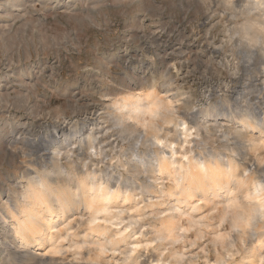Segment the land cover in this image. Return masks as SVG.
Returning a JSON list of instances; mask_svg holds the SVG:
<instances>
[{
  "label": "rangeland",
  "instance_id": "374dc122",
  "mask_svg": "<svg viewBox=\"0 0 264 264\" xmlns=\"http://www.w3.org/2000/svg\"><path fill=\"white\" fill-rule=\"evenodd\" d=\"M233 1L0 0V209L3 201L24 192L25 172L38 174L46 167L56 172L53 164L59 160L57 164L67 172L81 175L86 163L89 171L97 170L105 177L99 180L110 176L113 186L136 191L144 206L141 212L128 209H135L129 203L119 211L126 219L121 226L130 223L129 215L135 216L131 228L138 229L142 264L241 262L254 244L240 240L230 210L221 216L225 205L218 200L202 201L203 209L192 212L184 205L174 209L173 199L160 192H142V186L157 190L173 185L151 167L145 170L140 156L152 158L161 148L153 146L145 134L124 129L121 112L116 110L123 95L139 92L148 107L150 94L161 103L163 113L170 110L175 121L196 127L192 144L197 154L238 152L242 130L236 133L239 115L233 118L249 102L264 98L261 85L250 83L253 76H264L257 73L256 60L252 68L243 59L241 52L248 45L243 31L246 17L242 6H232ZM168 101L171 106H166ZM134 107L128 103L124 109L128 112ZM140 117L146 125L138 129L149 136L152 118ZM154 120L166 129L173 125L164 124L160 116ZM65 135L70 136L67 142ZM89 135L96 138V153L88 147L84 156L74 154L78 140L89 144ZM180 140L176 139L187 149L193 146ZM54 145H59L61 158L57 160L52 157ZM252 156L255 165L264 150ZM135 166H141L140 170ZM158 202L164 204L149 206ZM171 215L179 220L177 240L156 238L154 228ZM73 218L78 221L75 232L85 229L86 222L78 214ZM1 225L0 257L6 254L2 241H10L3 236ZM234 237L239 248L231 245ZM72 243L64 241L70 262L122 263L124 248L97 262L74 256ZM260 252L264 255V250Z\"/></svg>",
  "mask_w": 264,
  "mask_h": 264
},
{
  "label": "bare ground",
  "instance_id": "6f19581e",
  "mask_svg": "<svg viewBox=\"0 0 264 264\" xmlns=\"http://www.w3.org/2000/svg\"><path fill=\"white\" fill-rule=\"evenodd\" d=\"M232 6H242V12L246 17L243 31L248 45L241 52L243 59L246 64H253L256 60L254 64L256 71L258 70L257 73L264 76V0H236L233 1ZM258 76H253L250 83L252 86L261 85L260 90L264 92V79ZM262 99L261 101L253 100V103L248 101L250 104L244 105L247 108L243 112H235L237 114L233 119L239 115L237 121L240 127L236 133L242 130V133H238L242 139L239 140L240 150L236 149L238 152L234 151L233 155L231 153L227 156H218L213 152H201L202 154L198 153L200 154L198 155L194 151L196 146L192 144L196 127L184 120L175 121L170 110L163 113L159 108L161 103L154 101L150 94L147 95L150 103L148 107L142 104L141 92L123 95L116 102V110L121 112L119 120L123 128L138 131L140 136L145 134L153 146L163 149L152 158L140 156L139 162L141 161L145 170L151 167L152 171L158 173L161 178L169 179L173 186L165 189L163 185L157 190L142 186V192L148 191L154 194L160 192L172 198L174 209L177 210L184 205L189 210L201 211L202 201L211 203L218 200L220 204L225 205L221 216L225 217L230 210L234 226L239 229L237 233L240 240L245 244L248 241V246L254 244L252 250L242 258L241 262L233 264H264V255L260 252L264 250V166L262 164L264 156L258 157L255 165L252 156V153L260 148L264 150V106L262 107L264 100ZM238 100L241 99L238 98ZM128 103H134L135 107L126 112L124 108L128 106ZM167 105L172 104L168 101ZM141 115H150L152 118L149 136L147 132L138 129L139 125H146L145 120L143 122L140 120ZM159 116L164 124L173 123V125L166 129L156 123L154 119ZM193 117L198 119L196 112L193 113ZM204 117L206 118L207 115ZM129 120H133L134 123H130ZM171 135L176 138L171 140L169 138ZM226 135L228 134L226 133L223 137ZM69 137L65 135L64 142L69 141ZM88 138L89 144L82 143L86 141L85 139L78 140L79 146L77 144L78 149L77 152L74 151V154L80 157L88 147V151L93 148L96 153L95 144L93 145L96 138L92 135ZM176 139H181L180 141L185 145L193 146L187 149L183 144H178ZM40 142L43 144L42 141ZM58 146L53 147L52 157L55 156V160L61 158ZM57 163L53 164V170L57 169L56 172L47 169V165L46 169L43 166V171L38 174H33L32 171L25 172L27 185L23 188L24 192L16 196V199L12 197L3 201L4 204L1 203V208L2 205L4 208L0 209L3 210L0 212V221L4 225H1L2 223L0 225L3 227V236L10 241H2L7 255L1 254L0 264H85L68 261V254L64 247L66 240L73 241L70 247H74L75 251L72 254L74 256L79 254L84 260L100 262L101 259L109 256L110 252L115 255L117 251L124 248V257L120 259L121 264H142L143 252L138 250L141 246L138 240V229L131 228L135 216L129 215L132 221L121 226L126 219L122 217L124 212L119 211L129 203L135 209L127 206L128 209L135 213L141 212L144 206L136 198V191L131 192L128 186H126L127 189L113 186L108 179L110 176L107 180H99L103 176H99L97 170V172L91 169L89 171L86 163L83 164L86 169H82L81 175L76 172L74 174L67 172L63 169L65 166L62 167L61 163ZM140 168L141 166H135L138 171ZM162 204L164 203L158 202L149 206L155 208ZM76 214L86 222L85 229H81L80 232L79 230L75 232L78 221H75L73 217ZM178 221L174 215L164 216L161 226L154 228L156 238L177 240L175 230L178 227ZM231 245L237 246L236 237L231 240ZM245 248L247 249V246ZM247 257L249 259H246ZM163 264L171 263L164 260Z\"/></svg>",
  "mask_w": 264,
  "mask_h": 264
}]
</instances>
